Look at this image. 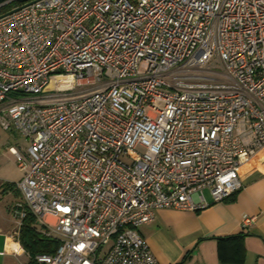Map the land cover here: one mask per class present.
Instances as JSON below:
<instances>
[{
    "label": "built area",
    "instance_id": "obj_1",
    "mask_svg": "<svg viewBox=\"0 0 264 264\" xmlns=\"http://www.w3.org/2000/svg\"><path fill=\"white\" fill-rule=\"evenodd\" d=\"M33 1L0 18L15 236L30 215L58 243L36 264H159L138 227L264 151V0Z\"/></svg>",
    "mask_w": 264,
    "mask_h": 264
},
{
    "label": "crops",
    "instance_id": "obj_2",
    "mask_svg": "<svg viewBox=\"0 0 264 264\" xmlns=\"http://www.w3.org/2000/svg\"><path fill=\"white\" fill-rule=\"evenodd\" d=\"M238 170L242 188L222 203L204 190L202 210H157L154 221L138 227L159 264H264V151ZM21 200L19 191L0 185V264H29L11 214ZM245 215L255 218L243 230Z\"/></svg>",
    "mask_w": 264,
    "mask_h": 264
},
{
    "label": "trees",
    "instance_id": "obj_3",
    "mask_svg": "<svg viewBox=\"0 0 264 264\" xmlns=\"http://www.w3.org/2000/svg\"><path fill=\"white\" fill-rule=\"evenodd\" d=\"M29 1V0H28ZM10 5H13L14 9L19 7L21 4L17 2H12ZM9 4L0 8V16L11 11L8 8ZM5 189H14L13 183H5L1 185ZM243 237L242 235L237 237H229L220 240L234 241ZM18 242H20L21 247L24 249L25 253L29 257V264H36L34 262L35 256L38 254H52L57 248V241L46 238L42 235L40 228H38L37 223L33 216L28 215L24 220L22 227L20 228L18 235ZM187 258H190V254ZM183 264V263H182Z\"/></svg>",
    "mask_w": 264,
    "mask_h": 264
},
{
    "label": "rangeland",
    "instance_id": "obj_4",
    "mask_svg": "<svg viewBox=\"0 0 264 264\" xmlns=\"http://www.w3.org/2000/svg\"><path fill=\"white\" fill-rule=\"evenodd\" d=\"M8 9L13 10V5H10ZM3 120L4 115L0 113V185L7 182L17 183L20 181L22 174L19 172L17 166H15L16 160L10 152V148L13 147L22 152L26 146L12 123L9 130L2 129L1 122ZM206 195L207 192H205Z\"/></svg>",
    "mask_w": 264,
    "mask_h": 264
},
{
    "label": "water",
    "instance_id": "obj_5",
    "mask_svg": "<svg viewBox=\"0 0 264 264\" xmlns=\"http://www.w3.org/2000/svg\"><path fill=\"white\" fill-rule=\"evenodd\" d=\"M12 2H17V3L21 4V5H20L19 7H17V8H15V9H13V10H11V11H9V12L3 14L4 16H6V15H8V14H11V13H13V12L16 13V11H18V10H20V9H22V8H24V7H26V6H28L29 4H31V3L34 2V1H33V0H29V1H28V0H0V7L5 6V5H7V4H10V3H12ZM3 15L0 16V18L3 17Z\"/></svg>",
    "mask_w": 264,
    "mask_h": 264
}]
</instances>
